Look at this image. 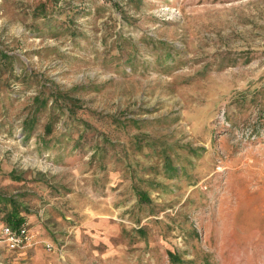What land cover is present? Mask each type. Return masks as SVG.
<instances>
[{
    "label": "rangeland",
    "instance_id": "rangeland-1",
    "mask_svg": "<svg viewBox=\"0 0 264 264\" xmlns=\"http://www.w3.org/2000/svg\"><path fill=\"white\" fill-rule=\"evenodd\" d=\"M54 1L0 0V194L35 235L0 264H264V0Z\"/></svg>",
    "mask_w": 264,
    "mask_h": 264
},
{
    "label": "trees",
    "instance_id": "trees-1",
    "mask_svg": "<svg viewBox=\"0 0 264 264\" xmlns=\"http://www.w3.org/2000/svg\"><path fill=\"white\" fill-rule=\"evenodd\" d=\"M123 1L129 3L134 8L140 6V4L142 3L141 2L142 0H123ZM54 2H57V0H55ZM103 2L110 3L111 5L116 4L115 0H103ZM43 10H45V8ZM43 10L41 13L44 12ZM68 31L70 32L71 35H74L75 33L74 30L68 28H63L61 33L64 34ZM0 60L5 62L6 67H9L12 64H14V61L10 60V57L7 56V54H4L3 52H0ZM69 93L70 92H63L56 89L50 91V94H48L47 97L36 96L33 98V102L30 105L31 118L26 119L23 122V126H24V130L29 133L32 130H34V126L36 125L39 113L47 112L49 114L48 120L43 124V132L40 138V144L42 150L45 148H49L50 144H54L53 146L62 147L61 145L63 141H65V139H71V140L73 139L71 136L70 137L68 135L66 136L64 132L60 133V132H55L54 130L55 129L54 124L56 123V119H58L60 116L66 115L68 117L70 116L75 117L76 115V110L72 107L71 104H68V102L65 100ZM49 98H51V100H50V104L48 105ZM84 123L88 125V122L84 121ZM86 125L84 126L87 127ZM85 127H83V131L86 130ZM82 138L83 136L81 133L75 139L76 142L73 145V148L76 149L85 144L84 141L82 142L80 141V139ZM102 140L104 141V143L102 144L101 149L105 151L107 150V146H112V147L115 146V144H109V142L105 138H102ZM97 145L98 144L96 143V146ZM96 146L92 148L94 155H97L98 152ZM133 189L136 192V196L139 198V200L148 201V195L146 194L144 189L140 188L137 185L134 186ZM23 211H24V206H22V204H20L17 200H15L12 197H8L0 194V219L2 220L3 224H7L12 226L13 228H17L19 225H21L23 222L26 221Z\"/></svg>",
    "mask_w": 264,
    "mask_h": 264
},
{
    "label": "built area",
    "instance_id": "built-area-1",
    "mask_svg": "<svg viewBox=\"0 0 264 264\" xmlns=\"http://www.w3.org/2000/svg\"><path fill=\"white\" fill-rule=\"evenodd\" d=\"M0 240L10 250H17L29 246L35 242V235L30 231L27 222H23L17 228L2 224L0 228ZM43 245L47 250H52V242L45 240Z\"/></svg>",
    "mask_w": 264,
    "mask_h": 264
}]
</instances>
